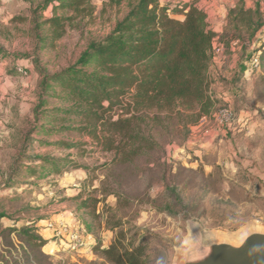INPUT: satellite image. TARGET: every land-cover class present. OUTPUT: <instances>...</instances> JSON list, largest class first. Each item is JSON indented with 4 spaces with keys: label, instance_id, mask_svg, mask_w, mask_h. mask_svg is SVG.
Masks as SVG:
<instances>
[{
    "label": "rangeland",
    "instance_id": "rangeland-1",
    "mask_svg": "<svg viewBox=\"0 0 264 264\" xmlns=\"http://www.w3.org/2000/svg\"><path fill=\"white\" fill-rule=\"evenodd\" d=\"M41 1L0 0V264H107L92 248L107 247L119 232L125 244L146 245V264H174L177 246L194 227L225 237L264 227V62L258 57L264 43L222 46L213 55L216 61L207 71L210 112L229 107L232 117L226 123L207 115L205 123L199 120L185 129V119L173 116L153 128L154 150L121 162L80 132L76 117L56 111L72 104L61 87L51 85L43 94L45 109L57 113V120L41 116L37 121L34 107L40 92L38 68L52 75L72 65L88 42L110 32L133 0H89L82 12L57 10L70 18L65 33L39 49L32 36V11L45 36L43 22L52 7L37 10ZM254 56L259 65L251 71ZM35 124L55 130L31 135ZM31 136L35 141L25 155L65 158L82 167L38 178L31 177L29 168L39 162L24 160L17 165L20 175H12ZM68 143L75 146L66 148ZM45 172L46 167L41 174ZM9 180L12 185L5 187ZM64 211L68 217L55 218ZM74 219L83 230V245L71 250L68 242L54 244L46 223L71 224ZM24 227L47 244L38 247L9 231Z\"/></svg>",
    "mask_w": 264,
    "mask_h": 264
},
{
    "label": "trees",
    "instance_id": "trees-1",
    "mask_svg": "<svg viewBox=\"0 0 264 264\" xmlns=\"http://www.w3.org/2000/svg\"><path fill=\"white\" fill-rule=\"evenodd\" d=\"M49 6H52L51 16L43 22L47 25L45 36L38 32V16L36 10L32 11L35 48L52 45L64 35L65 22L70 18L57 14V10L82 12L89 6V0H42L37 10L45 11ZM263 24L259 3L246 7L239 0L227 11L219 43L226 49L234 40L246 46ZM214 38L206 13L199 6L133 0L110 32L88 42L72 65L52 75L38 68L40 92L34 107L35 119L38 121L41 116L50 117L48 122L58 119L57 113L45 109L43 94L51 85L59 86L65 91L64 99L72 104L68 109L56 108V111L69 115L68 119L76 117L78 130L92 137L102 151L112 153L114 160L131 161L158 146L153 128L164 120L173 116L179 121L185 119L183 127L187 129L188 124H196L202 116H212L224 107L210 112L213 98L207 71L213 59ZM258 57L264 62V50ZM60 127L57 129H70ZM49 130L55 128L35 124L30 134ZM33 141L32 136L27 139L14 162L12 175H20L17 165L24 160L32 164L39 162L38 166L29 168L31 177L38 178L82 167L65 158L25 155ZM64 146L71 148L75 144ZM45 167L48 172L42 175ZM11 183L9 180L5 187ZM9 231L25 235L38 247L47 244V240L32 234L28 228ZM124 240V233L119 232L107 247L94 245L92 249L107 264H146V245L133 240L125 244Z\"/></svg>",
    "mask_w": 264,
    "mask_h": 264
},
{
    "label": "water",
    "instance_id": "water-1",
    "mask_svg": "<svg viewBox=\"0 0 264 264\" xmlns=\"http://www.w3.org/2000/svg\"><path fill=\"white\" fill-rule=\"evenodd\" d=\"M177 251L174 264H264V227L247 228L232 237L194 227Z\"/></svg>",
    "mask_w": 264,
    "mask_h": 264
},
{
    "label": "crops",
    "instance_id": "crops-1",
    "mask_svg": "<svg viewBox=\"0 0 264 264\" xmlns=\"http://www.w3.org/2000/svg\"><path fill=\"white\" fill-rule=\"evenodd\" d=\"M246 7H251L249 5V2L247 0H243ZM171 4H179V3H186V4H192L199 6L202 8L207 16V21L209 24V28L215 33V38L213 41V46L221 45L219 43V36L222 32V28L226 23V14L229 8L234 7L239 0H168ZM259 3L260 10L264 13V0H255V3ZM264 16V14H263ZM256 38L254 41H251L250 46L260 45L261 43H264V24L263 26L257 31L255 34ZM237 41V40H235ZM229 46H242L240 42H238L236 45H233V41L230 43ZM216 58L212 59V62H215ZM67 211H64L62 213H58L55 215V218H65L68 217ZM48 234L51 235L48 229H46ZM88 242V241H87Z\"/></svg>",
    "mask_w": 264,
    "mask_h": 264
},
{
    "label": "built area",
    "instance_id": "built-area-1",
    "mask_svg": "<svg viewBox=\"0 0 264 264\" xmlns=\"http://www.w3.org/2000/svg\"><path fill=\"white\" fill-rule=\"evenodd\" d=\"M161 1L168 2V0H161ZM172 5L174 6L175 4ZM237 43L238 41L235 40L233 41V45H236ZM222 46L223 45L213 46V52H212L213 55L219 54L223 50ZM258 65H259L258 57L254 56L250 61L249 68L252 71L258 68ZM231 117H232V111L229 107L226 106L220 108L218 112H216L213 115L214 120L218 123H226ZM205 121H206V117L202 116L200 118V123H205ZM75 221L76 220L74 219V222H72L71 224H67V222H64L62 220H58V221L49 220L46 223V227L52 231V239L54 244H59V243L64 244V241L68 242L67 245L69 248H71V250L77 249L83 245L84 237H82L81 234L83 233V230L79 226V224L77 225V222L75 223Z\"/></svg>",
    "mask_w": 264,
    "mask_h": 264
}]
</instances>
